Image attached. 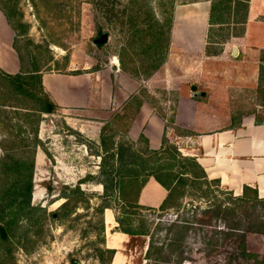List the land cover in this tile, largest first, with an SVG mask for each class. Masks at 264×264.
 Here are the masks:
<instances>
[{"label": "rangeland", "instance_id": "1", "mask_svg": "<svg viewBox=\"0 0 264 264\" xmlns=\"http://www.w3.org/2000/svg\"><path fill=\"white\" fill-rule=\"evenodd\" d=\"M61 2L59 10L50 6L40 9L42 19L39 20L31 0H0L11 23L17 29L14 44L23 54L26 66L31 56H37L44 64V72H97L99 79L93 82L98 86L94 85L92 89L97 97V89L103 79L108 84H104L105 87H113L102 71L105 68L114 70L111 68L112 64L120 68L118 55L121 49L126 47V55L123 57L127 69L125 72L138 79L149 77L146 83L149 91L140 87L137 93L130 95L117 110L107 108L102 115L103 119L100 120L102 124L96 123L95 118L88 115L92 114L89 112H86L87 115H83L84 112L59 109L54 113L39 112L36 148L43 151L44 160H40L38 153L28 174L26 164L32 154L26 146L21 148L14 135L31 136L33 123H26L23 116L24 111H27L23 104L31 102L27 98L7 93V82L0 75V103L6 104L0 105V157L8 152L22 158L21 161L25 163L23 170L17 174L1 172L0 162V190L14 187L15 194V190H21L25 178L29 177L32 184L29 204L44 207L48 212L56 209L63 201L59 196L68 192L64 187L74 186L78 179L83 178L84 182L79 188L87 193L89 202V206L84 208L79 204L65 219L52 220L47 217L43 234L36 239L33 247L27 241L26 246L31 247L28 252L16 246L13 248V262L71 264L70 259H73L76 264H109L104 256L100 259L96 257L95 248L101 246V242L96 234L97 216L92 209V206L100 201L97 195L102 193L101 185L96 181L105 179L104 175H100V157L95 154L98 150L100 128L104 126V136H111L114 141L129 139L127 131L135 109L134 95L146 101L152 110L164 119L165 126L171 127L170 119L177 93L173 87L165 90L163 86L178 84L180 79H186L187 77L179 78L176 74L181 75L182 67L191 65L198 70L194 71L186 83L193 84V95L200 100L201 109L213 112L217 121L227 120L232 123L241 116H253L255 121H264V80L258 84V61H253L250 57L242 60L243 63L237 66L225 54L210 56L202 51L194 55H181L177 54V47L167 58L164 69H151L156 44H150L149 35L144 37L137 33L129 36V29L124 24L127 20L136 23L145 19L160 23L162 30L166 31L175 5L209 3V0ZM252 5L255 19L264 22V0H254ZM41 20L45 21V27L42 26ZM241 28L240 24L231 23L210 27L208 32L206 30L208 48L219 51L220 43L229 34L239 33ZM101 34L106 35V41L101 45L95 44V38ZM263 56L261 51L259 56L257 55L259 60ZM13 104L17 106H11ZM86 131L88 133H85ZM172 132L185 133L175 127ZM14 140L20 145L18 148ZM135 148L142 158L148 156L144 151L143 140L138 138ZM203 189H187L188 192L172 210L139 212L146 220L155 245L162 246L160 253L154 250L150 252V259H158L160 264H252L248 253L263 256L264 231L250 232L247 229L251 227L264 230V226L260 225L264 222V202L232 204L222 187L210 184L209 190L213 191L209 195L203 194ZM216 190H221V193ZM18 195L21 199L24 197L22 190ZM212 196L217 201L208 209L207 206L212 204ZM109 203H112L110 199ZM218 203L220 210L216 213ZM229 207L234 208L233 213L227 210ZM176 218L181 221L180 224L168 231L166 228L169 222ZM229 227H236V230L230 232ZM31 239L34 240L35 237L32 236ZM148 239V236L132 238L125 243L124 249H120L127 256L128 264L146 262Z\"/></svg>", "mask_w": 264, "mask_h": 264}, {"label": "trees", "instance_id": "2", "mask_svg": "<svg viewBox=\"0 0 264 264\" xmlns=\"http://www.w3.org/2000/svg\"><path fill=\"white\" fill-rule=\"evenodd\" d=\"M61 1L62 0H31V5L36 11L37 18L40 20L42 19L40 18V9L50 6L59 10L62 6ZM129 1L130 0H128V2ZM247 2L248 0H209L208 23L210 26L208 30H210V27H213V24H216L218 27L229 23L243 24L245 22ZM0 11L3 13L8 25L16 34L17 29L11 23L9 15L1 3ZM75 12L77 18L78 8ZM40 22L42 26L45 27V21L41 20ZM124 24L128 27L127 29H129V36H134L137 33H141L144 37L149 35L150 44L153 42L156 44L155 49H153L155 58L154 64L151 65V69L155 70L160 67L167 54L171 14L168 19L166 31L162 30V25L160 23L154 21L150 22L145 19L136 23L127 20ZM207 37L208 35L206 34L204 51L207 54H214L216 51L210 50L207 46ZM14 39L13 48L19 59L20 70L15 74H8L0 70V75L7 82L5 85L7 93L21 96L23 99L27 98L31 102L27 104L25 102L23 104V108L27 109V111L23 113L26 123H33L30 129L31 136L26 135L20 137L18 134L14 135L15 140L22 146L21 148L26 146L32 154L28 164H26V169L29 174L35 162L34 151L36 146H38L36 134L39 112L54 113L57 106L52 101L49 94L44 90L40 81V74L46 71L44 64L37 56H31L26 66L24 56L19 51V48L15 46ZM124 50H126V47L121 49L118 55V61L120 69L125 72L127 69L123 61V57L126 55ZM262 52L264 53V50ZM65 58L67 61V56H65ZM260 61L261 64L259 65L257 78L258 84H261L264 80V56L261 57ZM133 98L135 101L134 115L142 100L135 95ZM0 105L6 104L0 103ZM11 106L17 105L13 104ZM170 121H172V119H170ZM103 129L104 126H102L99 131L98 150L95 154L100 157V175H104L105 179L96 181V183L101 185L102 193L97 195L100 200L99 203L92 206L93 212L97 216L96 234L101 242V246L95 248L96 257L100 259L104 256L109 263L114 253V249L102 246L104 236L103 214L105 210L110 209L113 212L114 221L116 222L115 230L127 234L129 240L135 237L148 236L149 239L145 250L146 262L144 264H160L158 259H150V252L154 250L156 253H160L162 246L161 244L158 246L155 245L149 233L146 220L139 212L148 211L153 213L172 210L178 206L180 199L183 198L182 196H185L188 192L187 189L194 188L197 190L203 187L204 189L201 192L209 195L213 191L209 190L210 184H214L218 187L219 183L217 180H208L203 169L195 159L191 156L182 155L177 150L176 146L167 141L164 136L157 149H149L146 139L139 135L138 138L144 142V151L148 153L146 158H142L139 151L135 148L136 141L130 139L114 141L111 139V136H104L102 132ZM15 140L14 143L16 148H18L20 145L18 146ZM21 160L22 158L5 152V154L0 157V162L2 164L1 172H17V174H19L25 167L24 161ZM149 176L166 190L165 197L157 207L143 206L136 201L139 189ZM83 182L84 179L80 178L76 185L64 187L67 188L68 192L59 196L63 201L56 209L48 212L44 207L29 204L28 198L32 187L29 177L25 178L24 187L22 186L21 189L24 195L22 199L18 195L21 190H15L14 194V187L1 189L0 264H15L12 256V251L15 246L28 252L31 247H33V243H35L36 239L43 234L44 221L47 217L52 220L65 219L69 214L75 211L79 204H81L83 208L88 207L89 202L87 193L79 188L80 184ZM45 188L49 189V187L46 186ZM216 192L220 194L221 190H216ZM226 194L229 196L228 199L231 200L232 204H256L257 202H264V197H258L254 189L245 185L242 187V191L239 195H233L227 190ZM109 199L112 201L111 204L109 203ZM211 199L212 204L210 203V205L207 206L208 209H211L214 202L217 201L214 196H212ZM216 207V213H218L220 210V203H218ZM233 209V207L227 208V210H231L232 213ZM180 222L181 221L176 218L169 222L166 229L170 231L173 227L178 226ZM260 225L264 226V222ZM179 227L186 228V226ZM229 230L233 232V230H236V227H229ZM247 231L262 233L264 230L249 227ZM32 236L35 237L34 240L31 239ZM27 241L32 244L30 248L26 246ZM248 255L252 258V264H264V255L261 257L249 253L247 256ZM7 259L10 260L7 261ZM70 263L76 264L73 259H70Z\"/></svg>", "mask_w": 264, "mask_h": 264}, {"label": "crops", "instance_id": "3", "mask_svg": "<svg viewBox=\"0 0 264 264\" xmlns=\"http://www.w3.org/2000/svg\"><path fill=\"white\" fill-rule=\"evenodd\" d=\"M253 1L247 2L245 22L240 24L241 31L229 34L220 43L219 51L214 54L227 55L237 66L248 57L253 61L257 60L258 78L261 61L257 55L264 50V22L255 19ZM208 10V2L173 7L167 54L159 67L160 70L164 69L166 60L175 51V47L178 48L177 54L181 55L204 52L206 30L208 31L210 26ZM214 25L216 24L212 26ZM14 37V31L0 11V70L8 74H15L20 70L19 59L13 48ZM232 48L235 49L233 54ZM111 68L114 70L105 68L102 73L113 87H105L104 84H108L103 79V83H99L97 97L92 90L96 85L93 81L99 79L97 72L80 74L42 72L40 81L57 109L84 112L83 115L89 112L92 114L88 115L94 117L96 123L102 124L100 120L103 119L102 115L107 108L117 110L130 95L137 93L140 87H145L146 91H149L146 84L149 77L145 79L132 77L116 64H112ZM196 70L198 69L192 65L183 66L182 74L177 73L176 76L187 78L180 79L178 84L163 86L165 90L173 87L177 93L171 127L165 126L164 119L159 117L146 101H142L132 118L127 137L136 141L141 135L146 139L149 149H157L164 136L174 143L182 155L193 157L208 180H217L220 187L233 195H239L245 185L254 189L258 197H264V121H255L253 116H241L232 123H228L227 120L217 121L213 112L201 109L200 100L194 97L191 89L193 84L186 83ZM174 127L184 130L185 133L172 132ZM38 153L40 160L43 161L44 153L40 149H35L34 157ZM165 195L166 190L149 176L139 189L136 201L143 206L157 207ZM103 220L105 226L102 246L114 249L109 264H128L127 256L120 251L128 242V235L115 230L116 222L110 209L104 211Z\"/></svg>", "mask_w": 264, "mask_h": 264}, {"label": "water", "instance_id": "4", "mask_svg": "<svg viewBox=\"0 0 264 264\" xmlns=\"http://www.w3.org/2000/svg\"><path fill=\"white\" fill-rule=\"evenodd\" d=\"M106 41V35L105 34H101L98 38H95V40H94V43L95 44H102V43H104ZM234 48H232V50H231V53L233 54L234 53ZM191 89L192 90H194V86L192 85L191 86Z\"/></svg>", "mask_w": 264, "mask_h": 264}]
</instances>
